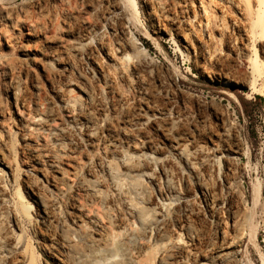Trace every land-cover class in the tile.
<instances>
[{"label":"bare ground","instance_id":"obj_1","mask_svg":"<svg viewBox=\"0 0 264 264\" xmlns=\"http://www.w3.org/2000/svg\"><path fill=\"white\" fill-rule=\"evenodd\" d=\"M170 31L203 80L264 97V0L0 3V264H242L258 248L237 112L151 56L145 39L160 54L151 33Z\"/></svg>","mask_w":264,"mask_h":264},{"label":"rangeland","instance_id":"obj_2","mask_svg":"<svg viewBox=\"0 0 264 264\" xmlns=\"http://www.w3.org/2000/svg\"><path fill=\"white\" fill-rule=\"evenodd\" d=\"M22 1L26 0H0V3L4 6H10ZM127 14L132 18L130 11H127ZM139 20L138 28L141 27L139 29L142 33H144L143 30H145L146 33L148 30L146 20L144 21L143 18ZM151 35L158 40L162 50L160 53L161 55L158 54L154 46L145 39V46L154 59L162 60V58H164L169 65L171 64V67L176 66L179 68L182 74L187 78L186 82L192 84L193 87L189 89L192 93L202 94L203 90L204 94L209 95V97H215L217 100L223 98L222 103L227 105L231 104V109L237 112V116L243 127L242 138L245 143V152L249 149L250 154V162H248L246 153L243 158L245 174L252 179L258 178L263 188V194L257 205L253 223V227L255 226L256 230L260 229L258 248L256 249L255 247L249 246V252L251 253L246 255L242 264H264L261 258V255L264 256V97L260 94H251L249 90L241 89L235 85L223 86L203 80L195 71L191 70L187 57L183 56L178 51L173 31H170L168 34L151 33ZM139 38L144 40L141 36H139ZM210 91H214V93L210 94Z\"/></svg>","mask_w":264,"mask_h":264}]
</instances>
